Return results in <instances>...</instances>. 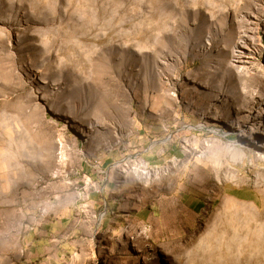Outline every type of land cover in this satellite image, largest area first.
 <instances>
[{
	"label": "rangeland",
	"instance_id": "obj_1",
	"mask_svg": "<svg viewBox=\"0 0 264 264\" xmlns=\"http://www.w3.org/2000/svg\"><path fill=\"white\" fill-rule=\"evenodd\" d=\"M63 217L69 264H264V0H0V264Z\"/></svg>",
	"mask_w": 264,
	"mask_h": 264
},
{
	"label": "crops",
	"instance_id": "obj_2",
	"mask_svg": "<svg viewBox=\"0 0 264 264\" xmlns=\"http://www.w3.org/2000/svg\"><path fill=\"white\" fill-rule=\"evenodd\" d=\"M108 160L106 157L104 163H108ZM192 201L194 204V200ZM188 207L192 210L197 209L196 206ZM73 225L75 224H72L71 220L63 217L51 221L40 219V223L30 226L24 236L29 263L69 264L67 260L74 253L72 240L75 227Z\"/></svg>",
	"mask_w": 264,
	"mask_h": 264
},
{
	"label": "bare ground",
	"instance_id": "obj_3",
	"mask_svg": "<svg viewBox=\"0 0 264 264\" xmlns=\"http://www.w3.org/2000/svg\"><path fill=\"white\" fill-rule=\"evenodd\" d=\"M125 171V170H124Z\"/></svg>",
	"mask_w": 264,
	"mask_h": 264
}]
</instances>
